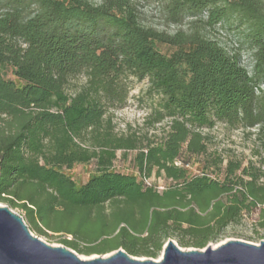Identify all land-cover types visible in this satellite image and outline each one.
Listing matches in <instances>:
<instances>
[{"label":"trees","instance_id":"1","mask_svg":"<svg viewBox=\"0 0 264 264\" xmlns=\"http://www.w3.org/2000/svg\"><path fill=\"white\" fill-rule=\"evenodd\" d=\"M141 3L177 30L147 26ZM230 17L247 27L252 72L212 37ZM6 68L21 85L0 72V202L38 236L79 255L157 260L169 240L203 250L255 212L264 231V172L224 166L204 134L218 123L258 128L264 152V0H0ZM78 77L85 84L70 93ZM130 78L162 98L147 121L168 122L161 139L115 132L108 109L125 104ZM119 152L136 153V174L115 169ZM198 158L206 164L195 175ZM91 164L85 184L66 173Z\"/></svg>","mask_w":264,"mask_h":264},{"label":"rangeland","instance_id":"2","mask_svg":"<svg viewBox=\"0 0 264 264\" xmlns=\"http://www.w3.org/2000/svg\"><path fill=\"white\" fill-rule=\"evenodd\" d=\"M89 1L94 4H100L104 0ZM138 7L142 19L147 26L154 27L161 31H169L171 33H174L177 30L175 26H166L164 15L161 13L157 4L141 3ZM246 36L247 27L241 26L237 17H230L226 23L219 25L212 33V37L218 40L229 52L233 53L238 50L241 54L243 66L252 72L254 66L253 52L250 50ZM158 49L166 55H171L175 51V49L164 45H159ZM0 72L6 79L12 80L18 85H21L16 76H14L11 68L0 69ZM84 84V77L75 78L71 80L68 86V91L70 93H75L80 90ZM124 84L125 89L127 90L125 104L122 107L108 109V116H111L113 119L115 132L118 135L137 133L141 136H147L149 139H161L168 130V122H164L160 125H151L147 124V121L152 117L154 118L155 112L160 110L162 98L149 92V83L147 80L139 81L130 78L125 80ZM257 133L258 128H245L241 125L231 126L225 123H218L213 130L204 131V134L209 136V153L214 157H221L224 160V166L231 160L241 161L244 166L249 167L253 165L264 172V152L260 148ZM123 155V152L118 153V159L115 162V169L122 173L136 174L132 162L136 153L130 152L127 159H125ZM195 161L196 163L194 165H192V163L190 164L189 169L192 174L197 175L202 172L206 163L204 158L193 159L192 162ZM66 173L71 176L78 185H82L85 184L95 173V165H78L73 170L66 171ZM154 181L158 183V186L161 189L166 186V182L163 179L156 178L152 180V182ZM0 207L8 206L5 203L0 202ZM11 210L22 216L20 210ZM257 219L258 212L246 216L239 225L228 229L226 237L222 241L211 243L209 246L216 249L220 245L231 240H240L250 244L260 245L261 241L264 240V231L256 226ZM31 232L35 236H38L35 232ZM38 237L53 247L63 246L60 244L61 238L58 236L52 238ZM183 250L195 249L191 248ZM79 256L83 260H91L100 255ZM108 256L109 255H106V257ZM161 258L162 255L156 261H159Z\"/></svg>","mask_w":264,"mask_h":264},{"label":"water","instance_id":"3","mask_svg":"<svg viewBox=\"0 0 264 264\" xmlns=\"http://www.w3.org/2000/svg\"><path fill=\"white\" fill-rule=\"evenodd\" d=\"M108 255L83 260L72 249L53 247L35 236L22 216L0 207V264H264V240L260 245L231 240L203 250H183L169 240L159 261L133 257L122 249Z\"/></svg>","mask_w":264,"mask_h":264},{"label":"built area","instance_id":"4","mask_svg":"<svg viewBox=\"0 0 264 264\" xmlns=\"http://www.w3.org/2000/svg\"><path fill=\"white\" fill-rule=\"evenodd\" d=\"M161 189V188H160Z\"/></svg>","mask_w":264,"mask_h":264}]
</instances>
